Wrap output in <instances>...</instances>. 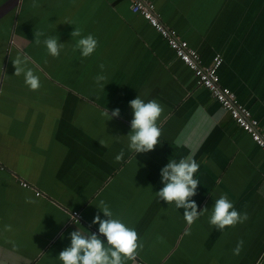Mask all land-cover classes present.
Instances as JSON below:
<instances>
[{
	"label": "crops",
	"instance_id": "crops-1",
	"mask_svg": "<svg viewBox=\"0 0 264 264\" xmlns=\"http://www.w3.org/2000/svg\"><path fill=\"white\" fill-rule=\"evenodd\" d=\"M150 1L202 64L222 57V85L251 110L264 135V0H251L257 9L246 6L250 0ZM20 18L27 28L20 27L18 38ZM74 30L97 39L90 56L73 50L80 39ZM37 32L43 33L39 44ZM48 37L64 43L58 57L48 53ZM38 50L40 59L27 53ZM18 54L29 57L39 89L30 90L24 75H15ZM99 74L106 77L104 89L94 79ZM137 96L162 106L158 144L147 153L131 151L126 162L136 175H120L117 168L99 173L107 160L103 148H128L129 101ZM117 108L119 117L107 120L106 109L111 115ZM189 156L200 165L191 200L198 212L206 209L191 225L183 208L156 195L163 187L161 169ZM221 195L247 220L223 230L210 225ZM145 198L150 200L138 217ZM102 200L114 218L135 229L142 245L125 264H264V149L196 83L128 0H0V264H63L58 255L77 228L95 231L106 243L92 223L97 214L105 219L97 208ZM72 211H80L81 222L71 220Z\"/></svg>",
	"mask_w": 264,
	"mask_h": 264
},
{
	"label": "clouds",
	"instance_id": "clouds-1",
	"mask_svg": "<svg viewBox=\"0 0 264 264\" xmlns=\"http://www.w3.org/2000/svg\"><path fill=\"white\" fill-rule=\"evenodd\" d=\"M41 35L43 33H35L37 44L41 42L39 40ZM71 35L80 37L73 50L79 49L83 57L90 56L97 48L98 41L93 35L81 36L80 32L75 30ZM43 43L53 57H58L64 47V43L58 42L55 37H48ZM12 63L15 67V75L23 74L25 84L30 90L35 91L40 88L39 77L27 67L29 57L26 54H18ZM100 68L103 71L104 65L101 64ZM94 79L97 85L104 89L105 84L102 82L106 80V77L99 74ZM129 106L133 111V118L130 122L131 131L127 135L129 150L136 155L154 150L161 135L157 121L163 111L162 106L154 99L145 102L139 96L129 101ZM104 115L108 118L107 120H111L119 117L120 110L117 108L109 115L106 109ZM123 156L124 152L121 150L116 160L120 161ZM199 167L200 165L191 156L181 158L179 161L170 159L160 171L163 187L156 192L160 201L163 200L168 204L175 202L177 209L183 208L184 219L189 225L206 210L198 212L197 204L191 200L196 195L200 184L197 179H194V174L197 173ZM26 202L33 203L34 201L28 198ZM97 208L103 213L105 219H101V216L97 214L92 223L99 225L98 233L106 237L107 242L104 243L100 235L96 233L83 232L77 228L70 233V246L64 248L58 255L63 264H125V259L135 260L137 249L142 248V245L138 244V234L135 229L127 227L120 219L114 218L109 206L103 200ZM247 218L246 213L242 215L234 208L227 195H221L212 207L209 223L216 226L218 230H223L237 223H243ZM5 230L11 231V225H5Z\"/></svg>",
	"mask_w": 264,
	"mask_h": 264
},
{
	"label": "built area",
	"instance_id": "built-area-1",
	"mask_svg": "<svg viewBox=\"0 0 264 264\" xmlns=\"http://www.w3.org/2000/svg\"><path fill=\"white\" fill-rule=\"evenodd\" d=\"M130 10L140 14L163 37L175 56L184 63L194 74L196 83L208 89L211 95L218 101L222 109L230 114L233 121L245 131L251 139L264 149V135L259 129L258 120L252 115L251 110L240 103L236 94L228 86L222 85L219 76V68L222 57L215 55L210 64H202L199 52L189 45L188 41L181 38L177 31L166 26L160 19L155 9V4L150 0H128ZM23 187L32 186L24 180L20 181ZM36 195H41L34 190ZM71 220L81 222L80 211H72ZM75 217V218H74ZM93 233H96L95 231Z\"/></svg>",
	"mask_w": 264,
	"mask_h": 264
},
{
	"label": "rangeland",
	"instance_id": "rangeland-1",
	"mask_svg": "<svg viewBox=\"0 0 264 264\" xmlns=\"http://www.w3.org/2000/svg\"><path fill=\"white\" fill-rule=\"evenodd\" d=\"M231 1H235V0H231ZM237 1V0H236ZM250 3H252L251 2V0L249 1ZM255 2H256V0H255ZM255 2L254 3H252L251 5H246V6H248V7H252V8H255V9H257V4L255 5ZM234 6H236V4H234ZM230 11V10H229ZM21 21H22V19L20 18L19 19V23H18V27H19V32H18V38H20L19 37V35L22 33V29H20V27H26L27 28V26H26V24L25 23H21ZM33 27V26H32ZM20 33V34H19ZM249 39H250V37H248L247 39H246V44L245 45H248V46H250V44H249ZM262 39V37H260L257 41H260ZM262 45H264V38L262 39V43H261ZM254 45H259L260 46V44L259 43H254L253 44V46ZM28 54H30L31 56H33V57H36L37 56V58H41L43 55H42V52H41V50H38L36 53H32V52H30V51H28L27 52ZM27 67L28 68H31L32 70H33V72H34V69L32 68V67H30V66H28L27 65ZM45 91V86L43 85V90H42V93ZM44 95V94H43ZM41 98H43L44 99V97H41ZM44 102V101H43ZM240 102V101H239ZM105 147H106V149H107V146L106 145H104ZM121 150H123V152H124V156H123V158L120 160V161H117L116 160V156L121 152ZM102 151L104 152V157H106L107 158V160H106V162H105V164H104V166L103 167H100V170L98 171L99 173H102V172H106L107 174H109L110 173V171L111 170H113V169H116L117 171L116 172H118V171H120V175H122V173H126V172H133L134 173V175H136V173L133 171V169L129 166V163H127L126 162V159L127 158H129L130 156H132V152H131V150H129V148H125V147H123V148H120V149H115V150H105L104 151V148L102 149ZM128 161V160H127ZM125 162H126V164H125ZM122 166V167H121ZM88 171L89 172H92V173H94V169H93V166H92V164H91V167L89 166L88 167ZM150 200V198H145L142 202H141V204L138 206L137 205V209H138V211H137V214H138V217H142L143 215H142V210L144 209V207H145V205L148 203V201ZM184 216V215H183ZM200 217V216H199ZM140 219V218H139ZM211 225V224H210ZM212 226H214V225H212ZM166 226H164V228L162 229V232L163 233H166L167 231H166ZM167 234V237H165V241H167V238L168 239H170V236L168 235V233H166ZM209 237H208V239L207 240H205L203 243L204 244H206V246H209V240L211 239L212 240V238H213V236L214 235H208ZM210 238V239H209ZM199 241H202V240H200L199 239ZM182 246V245H181ZM205 245H204V247H206Z\"/></svg>",
	"mask_w": 264,
	"mask_h": 264
}]
</instances>
